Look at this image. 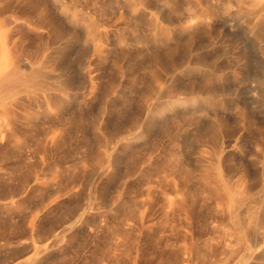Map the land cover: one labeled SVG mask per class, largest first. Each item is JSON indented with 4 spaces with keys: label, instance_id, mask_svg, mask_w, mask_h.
Returning <instances> with one entry per match:
<instances>
[{
    "label": "rangeland",
    "instance_id": "1",
    "mask_svg": "<svg viewBox=\"0 0 264 264\" xmlns=\"http://www.w3.org/2000/svg\"><path fill=\"white\" fill-rule=\"evenodd\" d=\"M252 6L214 2L220 18ZM168 9L0 0V264H171L168 221L195 264L264 252V230L245 228L264 215V53L201 28L172 62L152 34L193 13Z\"/></svg>",
    "mask_w": 264,
    "mask_h": 264
},
{
    "label": "bare ground",
    "instance_id": "2",
    "mask_svg": "<svg viewBox=\"0 0 264 264\" xmlns=\"http://www.w3.org/2000/svg\"><path fill=\"white\" fill-rule=\"evenodd\" d=\"M203 1L204 0H163L166 6L169 7V15L176 11L182 14L181 7L184 3L190 6L193 13L190 21L186 24L182 23L178 30L162 28L160 31L152 34L151 40L166 45L163 53L164 58L175 62L177 58L191 53L200 44L198 32L201 28L207 29L211 37H219L220 39L227 36L226 31H233L234 34L237 31H241L250 37L253 43L264 53V0H218L222 1L224 5H230L234 1L253 5L247 9H237L230 18H220L214 7V2L216 0H207L206 7H203ZM185 34L187 35L186 37L183 36ZM171 41L173 43L169 44ZM220 80L219 76H212L209 74L205 78L204 85L207 87ZM221 167V160H219L217 168L220 171ZM244 188V183H238L235 187V194L238 195ZM257 225L264 230V215H251L245 219L247 233L256 231ZM179 231H181V229L177 225L172 224L170 221L165 223L163 230L156 239L160 245L161 256L162 258L169 257L175 252L179 254V257L171 264H195L192 255L182 243L185 234ZM33 249L34 247L32 245L24 244L19 250L21 252H28ZM40 255L41 253L36 250L35 258H38ZM253 264H264V252L255 253L253 256Z\"/></svg>",
    "mask_w": 264,
    "mask_h": 264
}]
</instances>
